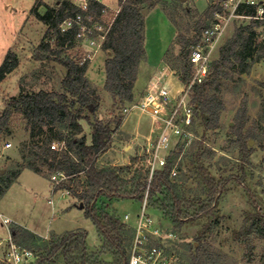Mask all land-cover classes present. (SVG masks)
I'll return each mask as SVG.
<instances>
[{
  "label": "rangeland",
  "instance_id": "374dc122",
  "mask_svg": "<svg viewBox=\"0 0 264 264\" xmlns=\"http://www.w3.org/2000/svg\"><path fill=\"white\" fill-rule=\"evenodd\" d=\"M215 1L144 0L138 6L143 12L148 10L147 14L143 13L146 58L140 63L133 88V100L130 103L141 99L148 78L158 69L162 71L158 77H167L165 82L171 88L176 89L181 85L180 52L183 45L179 35L194 36L196 23L208 21L204 14ZM106 3L109 8L107 7V13L100 19L104 30H107L113 19L112 24L114 23L117 11L121 10L120 0H106ZM37 7L39 12L44 14L47 7H57V1L0 0V66L9 52L16 54L19 59L18 68L0 84V116L8 102L21 93L64 92L62 83L67 73L66 68L54 60L37 61L33 56L34 50L41 44L48 31V26L38 20L33 13ZM251 24L252 22L248 20L231 22L219 42L213 62L219 59L221 48L233 37L237 28ZM261 33V30L257 31L255 47L263 42ZM103 42L104 39L99 36L96 37L94 44L90 41H77L72 48L64 51V55L73 57L76 61H88L86 76L100 97L101 104L95 116L104 121L118 115L124 117L121 129L114 133L108 151L99 160L102 166L109 164L122 166L124 158H127L129 163L133 158L139 160L143 140L153 134L152 123L149 116L138 111L125 115L123 109L129 103L120 108L114 106L112 95L106 89V64L113 56V52L103 49ZM225 71H229L232 78L223 79L220 92L225 106L221 113V126L203 136L204 128L200 120L199 122L197 120L196 141L204 145L206 149L204 160L216 178L245 174L244 185L236 181L228 185L219 202L217 217L211 220V226L206 230H204L206 225L210 223V219L207 218L179 228L165 219L159 210L149 208L147 212L161 228L160 242L166 252L170 255L183 256L187 264H196L192 257L197 252L195 250L192 252L190 246H198V239L202 240L203 245L197 264H264V239L258 237L256 232H247L255 214L264 213V59L253 64L249 73H241L237 63ZM244 103L247 106L248 122L243 132L249 141L252 155L250 164L242 171L240 152L235 143L237 137L233 134L231 126L234 125V120ZM90 116L91 122H94L96 117ZM81 123L84 126L83 134L90 143V123L86 120H82ZM30 140L31 134L26 130L23 114L15 112L8 132L0 135V170L4 173L16 170V164L22 162ZM7 144H12V147L6 148ZM129 145L135 147L131 153L124 150ZM193 146L180 162L181 189L187 195L204 196L203 186L195 177L190 164L192 153L196 149V146ZM44 170L47 177L25 170L19 182L0 199V212L38 234L47 231L51 234H62L85 230L88 233L89 250L91 252L100 250L101 242L97 229L91 219L85 216L84 205L81 207L83 203L80 202L77 192L66 197L62 196V191L54 192L51 175L46 168ZM254 199L257 205L253 204ZM49 201L53 202V206ZM142 205L133 200L107 202L109 209H116L120 215L130 213V224L135 222ZM7 230L0 222V238L8 236Z\"/></svg>",
  "mask_w": 264,
  "mask_h": 264
},
{
  "label": "trees",
  "instance_id": "16d2710c",
  "mask_svg": "<svg viewBox=\"0 0 264 264\" xmlns=\"http://www.w3.org/2000/svg\"><path fill=\"white\" fill-rule=\"evenodd\" d=\"M56 1L57 7H47L44 14L39 12L38 7L33 12L38 20L48 26V31L34 50L33 56L37 61L54 60L66 68L67 73L62 83L64 92L21 93L8 102L0 116V135L8 132L14 113L21 112L31 140L22 162L16 164V170L0 173V198L25 170L44 177H47L45 168L51 176L62 172L70 179L60 187L70 189L72 194L77 192L84 205L85 216L91 219L97 229L101 248L91 252L87 245L88 233L81 229L62 234L52 233L49 239H45L13 223L10 228L13 240L35 253L36 260L33 264H129L134 223L125 222L124 215L118 214L116 209L110 210L107 202L133 200L142 204L146 194L147 209L159 210L176 227L182 228L188 223L207 218L210 223L204 230L209 229L211 220L217 217L219 202L228 185L233 181L244 185L245 174L216 178L204 160V145L197 141L193 144L196 149L192 153L190 164L195 177L203 186L204 196L187 195L182 191L179 176L174 179L170 177L171 164L164 170L156 171L150 183L148 171L137 164V158L122 166L100 165V157L108 151L114 133L122 127L124 117L118 115L104 121L95 116L101 104L100 97L86 76L88 61H76L75 58L64 55L66 49L77 43V29L62 32L61 25L66 19L74 17L79 9L72 0ZM143 2L144 0H120L121 10L102 44L103 49L113 52L106 64V89L112 95L114 106L118 108L133 100L138 69L146 58L145 18L143 9L138 7ZM223 2L224 0H216L209 5L204 14L208 21L196 23L194 36L179 35L183 45L180 52V75L184 81L189 79L190 47L199 40L203 30L212 24L215 14L221 12ZM103 8L98 3L92 5L97 17L101 16ZM258 28V22L237 28L233 37L221 48L219 59L212 63L208 79L195 86V128L197 129V120H200L204 128L203 136L221 126V113L225 106L220 92L223 79L232 78L230 72L225 70L237 63L241 73H249L253 64L264 59V41L255 47ZM18 66L17 55L9 52L0 66V84ZM90 115L96 117L94 122H91ZM82 120L90 123V143L83 134ZM247 122V106L244 103L231 126L237 137L235 143L240 152L242 171L250 164L252 155L249 141L243 132ZM54 143L59 145L57 149L51 148ZM253 204L257 205L255 199ZM247 232H256L258 237L264 239V213L255 214ZM197 243L198 246H190L192 252H197L192 257L196 264L200 261L199 252L203 245L200 239ZM181 258L184 259L183 256Z\"/></svg>",
  "mask_w": 264,
  "mask_h": 264
},
{
  "label": "built area",
  "instance_id": "2783aa9c",
  "mask_svg": "<svg viewBox=\"0 0 264 264\" xmlns=\"http://www.w3.org/2000/svg\"><path fill=\"white\" fill-rule=\"evenodd\" d=\"M73 3L79 11L62 23V32L76 28L78 41H90L94 44L97 36L105 40L114 20L108 24L107 30L103 29L100 19L107 13V7L109 8L106 0H73ZM94 3L104 6L99 17L93 13ZM221 7V12L215 14L212 24L203 30L199 40L190 47L189 79L184 81L180 78L181 85L174 89L160 78L149 85L138 102L129 103L123 109L127 116L138 111L151 119L153 134L143 140L142 153L137 162L148 171L149 183L156 171L164 170L170 164V177L177 178L183 156L198 139L193 103L194 88L208 79L214 54L228 25L235 20L258 22L259 28L256 31H262L260 36L264 41V0H224ZM119 12L118 10L116 16ZM57 146L53 144L51 148L56 149ZM10 147L12 144L6 145V148ZM174 154L176 157H173ZM126 163L128 160L124 161ZM69 179L62 172L53 174L51 182L54 184V192L62 191V196H71L70 189L60 187L68 183ZM147 198L148 194L134 222L129 264H187L181 257L166 252L160 242L161 228L147 212ZM130 219V213L124 214L125 222ZM0 221L9 233L6 238H0V264H33L36 260L35 253L17 244L12 238L10 227L13 222L1 213Z\"/></svg>",
  "mask_w": 264,
  "mask_h": 264
},
{
  "label": "crops",
  "instance_id": "0c3cea01",
  "mask_svg": "<svg viewBox=\"0 0 264 264\" xmlns=\"http://www.w3.org/2000/svg\"><path fill=\"white\" fill-rule=\"evenodd\" d=\"M162 71H161V69H158V70H156V71H154L153 73H152V76L151 77H149L148 78V80H147V83H146V88H145V90H144V92L147 90V88L149 87V85L151 84V83H155L156 81H158L160 78L161 79H164L165 81H166V78L167 77H158V75L161 73ZM144 92L142 93V94H144ZM137 129H139V125L137 126ZM91 141V140H90ZM135 149V147H134V145H129V146H126L125 148H124V150L125 151H127V153H131L133 150ZM124 161H126V160H128L127 158H124L123 159ZM129 161V160H128ZM1 171V173H4V171L3 170H0ZM23 174V173H22ZM22 174H21V176H22ZM21 176L19 177V179L17 180V182L16 183H18L19 182V180H20V178H21ZM15 183V184H16ZM10 190V189H9ZM8 190V191H9ZM8 191H7V193H8ZM6 193V194H7ZM5 194V195H6ZM4 195V196H5ZM3 196V197H4ZM2 198V197H1ZM0 198V199H1ZM49 203H50V205H52L53 206V202H51V201H49ZM1 213V212H0ZM2 214V213H1ZM3 216H5V217H7V218H9L14 224H17V225H19V226H22V225H20L19 223H17V222H15L12 218H10L9 216H6V215H4V214H2ZM1 222V221H0ZM7 233H8V230H7ZM34 234H36V235H38V236H40V237H43V238H49V236H50V234H51V232L49 231H47L46 233H44V234H41V233H36V232H33Z\"/></svg>",
  "mask_w": 264,
  "mask_h": 264
},
{
  "label": "water",
  "instance_id": "95a60500",
  "mask_svg": "<svg viewBox=\"0 0 264 264\" xmlns=\"http://www.w3.org/2000/svg\"><path fill=\"white\" fill-rule=\"evenodd\" d=\"M183 1H185V0H183ZM144 14H147L148 13V10L146 9V10H144V12H143ZM81 207H83V205H81Z\"/></svg>",
  "mask_w": 264,
  "mask_h": 264
}]
</instances>
